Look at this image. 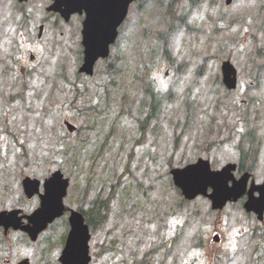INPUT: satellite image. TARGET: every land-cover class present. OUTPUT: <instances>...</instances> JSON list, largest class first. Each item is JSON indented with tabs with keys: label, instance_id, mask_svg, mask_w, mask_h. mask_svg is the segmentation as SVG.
<instances>
[{
	"label": "rangeland",
	"instance_id": "374dc122",
	"mask_svg": "<svg viewBox=\"0 0 264 264\" xmlns=\"http://www.w3.org/2000/svg\"><path fill=\"white\" fill-rule=\"evenodd\" d=\"M43 13L44 7L38 16ZM5 17L0 14V211L31 213L39 206L37 196L24 198L26 175L43 182L61 170L70 186L66 213L38 241L0 229V264L24 257L60 264L69 210H88L97 199L108 210L106 222L91 228V264H264V228L254 216L238 204L218 212L206 198L186 201L170 173L199 157L215 169L242 156L244 168L264 163V0L229 6L150 0L144 14L133 16L136 37H121L91 79L78 71V19L71 26L57 19L42 39L41 62L25 72L7 58L17 38L22 45L33 39L28 23ZM226 60L238 69L234 91L222 81ZM148 88L160 104L142 131L153 110ZM65 120L77 126L75 134ZM221 225L260 229L262 246L249 232L234 251L213 249Z\"/></svg>",
	"mask_w": 264,
	"mask_h": 264
},
{
	"label": "water",
	"instance_id": "95a60500",
	"mask_svg": "<svg viewBox=\"0 0 264 264\" xmlns=\"http://www.w3.org/2000/svg\"><path fill=\"white\" fill-rule=\"evenodd\" d=\"M232 0H228L230 3ZM66 5L65 9H60L62 5ZM100 7V2L95 3ZM83 0H57L54 5L57 10L69 19L72 13L82 11ZM100 13V12H99ZM95 15V18L98 17ZM92 20V21H90ZM87 21V27L84 31V46H85V62L81 68V72L93 73V68L96 61L109 55V45L117 36L116 28L113 31L110 27L101 28V22L96 23L94 16H90ZM108 25V23H102ZM102 30H105L103 32ZM99 31V33H97ZM111 32V33H110ZM112 34V35H110ZM224 83L229 89L237 87V70L230 61L224 62L222 66ZM66 126L70 132L75 131L76 127L66 122ZM236 169L235 165H228L222 170L212 171L208 161L199 160L196 164L189 165L183 169H174L172 174L174 183L179 187L184 196L192 200L202 194L208 196L214 209H221L229 200H238L247 192V183L249 175L245 174L240 180H236L232 171ZM232 182V186H230ZM25 192L29 198L35 194H39L40 182L26 178L23 181ZM69 181L63 179L61 171L55 172L52 177L45 183V193L39 194L41 206L31 215L20 216L21 210L1 211L0 212V228L4 227L7 233L10 228L21 230L29 235L32 241H36L41 232L55 221L56 218L64 214L65 206L63 199L67 193ZM212 188V193L208 194V188ZM260 192L259 197L254 196V192ZM249 202L246 203L248 210H255L262 214L264 209V185L255 186L253 183L249 191ZM26 218L28 222L23 223ZM70 232L66 240L65 247L61 253L59 261L61 264H90V247L91 239L90 229L85 223L83 215L77 211L71 212ZM18 264H30L29 259H25Z\"/></svg>",
	"mask_w": 264,
	"mask_h": 264
},
{
	"label": "flooded vegetation",
	"instance_id": "af4514ba",
	"mask_svg": "<svg viewBox=\"0 0 264 264\" xmlns=\"http://www.w3.org/2000/svg\"><path fill=\"white\" fill-rule=\"evenodd\" d=\"M148 1L149 0H137L136 2L130 5L128 15L125 21L119 26L117 39H119V37L121 36V32L123 29H125L126 31L127 28H130L129 26H127V23L129 22V19L133 18L132 16L138 14L142 15L146 12ZM54 2L55 0H0V14L2 16H6L5 18H3V20H9V19L24 20L25 22L28 23L27 32H29L30 37L33 38L32 40L29 39L28 41H23V45L20 42L21 37L17 38L14 41L15 44L13 47L14 49L10 51L11 56L9 57V59L13 62V67L16 64V66H18L20 69H23L25 72L26 70L30 72L32 70V66H36L41 62L42 55L44 53L42 39L45 38L48 31L50 32L53 29L55 30V27L57 26L56 24L57 19H61L63 21V24H65L66 26L73 25L75 19H78L79 24L75 26V32L80 33V37L82 41L85 21L89 16L88 12L84 9L82 14H73L69 21H65L58 12L49 11V7ZM43 7H44V13L43 16L40 17L38 16V11ZM117 10L121 11V6L118 7ZM32 21L35 22L32 24ZM20 29L22 30L21 27ZM128 32H129V37H132L133 31L128 30ZM16 34L17 33L15 32V35ZM18 34H21L20 30L18 31ZM39 35L42 36L39 37ZM60 35L64 37L65 33L61 32ZM115 45L116 44H114V46ZM11 57L13 58L11 59ZM23 63H26L27 66L25 67L21 65ZM210 163L212 165L211 160ZM246 173L251 174V180L248 183L247 192L239 200L228 204H238L240 207H242L241 209L242 211H244L246 215H252L256 218L258 215L254 212L255 210L249 212L246 207V203L249 202L250 199L249 191L251 188L252 181H255V186L264 185V163H262L259 170H257L255 164L249 165L248 167L244 168V162H239L236 177L239 178ZM254 196L259 197L260 192L255 191ZM198 198H202V197L199 196ZM225 209L223 208L222 210H212V211L219 212ZM263 215H264V209H263ZM259 230L260 229H255V230H251L250 232L249 228H247L244 225H239V227L237 228L236 227L227 228L226 225H221V228L216 229V231H214L211 237L212 244L214 246L213 249H218L224 253L225 252L227 253L229 251H234L240 245V239L245 237L246 234L249 232L251 233L253 238H256L257 241H259V236L257 235V233H260ZM207 256L208 258L212 257V255L208 253ZM194 264H196V261L194 262Z\"/></svg>",
	"mask_w": 264,
	"mask_h": 264
},
{
	"label": "trees",
	"instance_id": "16d2710c",
	"mask_svg": "<svg viewBox=\"0 0 264 264\" xmlns=\"http://www.w3.org/2000/svg\"><path fill=\"white\" fill-rule=\"evenodd\" d=\"M107 205H104V202H95L92 205V207L89 208V210L87 211L82 210L86 222L90 225V227L102 225L106 222L107 210H108ZM199 243H204V242L201 240Z\"/></svg>",
	"mask_w": 264,
	"mask_h": 264
}]
</instances>
